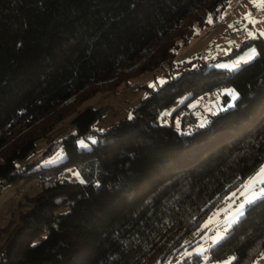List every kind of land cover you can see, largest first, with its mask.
Wrapping results in <instances>:
<instances>
[{
	"label": "trees",
	"instance_id": "1",
	"mask_svg": "<svg viewBox=\"0 0 264 264\" xmlns=\"http://www.w3.org/2000/svg\"><path fill=\"white\" fill-rule=\"evenodd\" d=\"M228 2L0 0V189L38 186L10 218L0 264H163L199 241L204 217L264 160L263 37L243 41L256 55L236 70L187 66L103 130L94 124L105 106L80 108L60 137L38 123L141 60L147 70L172 56L175 39L217 21ZM223 86L237 97L204 127L191 114L180 129L160 121L178 98ZM223 237L215 260L252 264L264 252V202ZM201 259L191 252L176 264Z\"/></svg>",
	"mask_w": 264,
	"mask_h": 264
},
{
	"label": "rangeland",
	"instance_id": "2",
	"mask_svg": "<svg viewBox=\"0 0 264 264\" xmlns=\"http://www.w3.org/2000/svg\"><path fill=\"white\" fill-rule=\"evenodd\" d=\"M218 15L221 16L220 21L211 17L207 19L206 25L194 22L192 32L188 34L189 39L186 41L182 38L175 39L173 45L178 43V47H174V54L159 61L154 67L144 70L146 62L141 60L133 67L125 69L120 77L96 85V92L89 98L81 100L80 97L74 96L65 101L54 114L38 123L39 128H43L41 134L50 133L53 136L55 133L54 135L59 137L65 135L72 130L70 119L76 111L86 105L105 106L102 119L94 124L97 129L103 130L119 118L129 115L132 107L140 102L148 88L156 87L187 66L205 63L208 66L236 70L242 63L251 60L256 55L254 46L239 48L244 40L261 37L260 33L264 32V10L252 4L250 0H230ZM224 94L228 95L226 101L223 100ZM188 96L186 94L166 107L160 114V121L171 123L175 128L180 129L182 120L191 114L194 120L192 124L200 126L206 122L210 114L231 106L237 97V92L231 86H223L194 98ZM53 139L52 137L51 141L48 138L39 140L41 149ZM261 165H264V160L258 169ZM258 169L238 187L229 191L226 202L204 217L198 233L199 241L192 248L184 250L183 253L163 264H176V260H180L184 255L196 253L201 247L208 248L211 237L224 236L226 230L233 224L231 221L239 204L252 195L251 190L244 189L242 185L250 177L255 176ZM259 179L261 178H257V189L262 186L258 182ZM37 190L36 182L24 183L21 180L0 189V241L11 227L10 218L13 212L16 215L22 208L20 206L16 209V206L25 200V196L35 194ZM262 254L254 259L252 264H264ZM195 264H209V262H205L202 258Z\"/></svg>",
	"mask_w": 264,
	"mask_h": 264
},
{
	"label": "snow or ice",
	"instance_id": "3",
	"mask_svg": "<svg viewBox=\"0 0 264 264\" xmlns=\"http://www.w3.org/2000/svg\"><path fill=\"white\" fill-rule=\"evenodd\" d=\"M250 2L254 5L261 7V9L264 10V0H250ZM229 3H230V0H229ZM260 36L264 37V32H261ZM253 51L255 50L253 49ZM200 127H204V125L201 124ZM258 177L261 178L259 179L258 182L262 186L257 189L256 183H257ZM242 187L244 189H250L252 192V195L248 196L246 199H244L239 204L238 208L236 209L235 216L233 217V220L231 221V223H236L241 217H243L248 207L256 204L257 202H264V165H261V167L256 172L255 176L250 177L248 181H246L242 185ZM210 239H211V243L208 248L201 247L196 252L198 256H202L205 262H209V264H233V262L237 260V257L235 255L230 256L227 259L215 260L211 256V252L224 239V237L223 236H213ZM262 257H264V254H262Z\"/></svg>",
	"mask_w": 264,
	"mask_h": 264
},
{
	"label": "built area",
	"instance_id": "4",
	"mask_svg": "<svg viewBox=\"0 0 264 264\" xmlns=\"http://www.w3.org/2000/svg\"><path fill=\"white\" fill-rule=\"evenodd\" d=\"M218 20L220 21L221 19L220 18H218ZM234 23H236V21H233Z\"/></svg>",
	"mask_w": 264,
	"mask_h": 264
}]
</instances>
